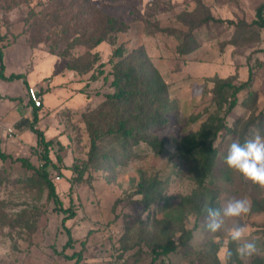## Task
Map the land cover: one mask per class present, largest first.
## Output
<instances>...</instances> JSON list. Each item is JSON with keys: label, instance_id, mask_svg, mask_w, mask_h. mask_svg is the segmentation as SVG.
I'll list each match as a JSON object with an SVG mask.
<instances>
[{"label": "rangeland", "instance_id": "obj_1", "mask_svg": "<svg viewBox=\"0 0 264 264\" xmlns=\"http://www.w3.org/2000/svg\"><path fill=\"white\" fill-rule=\"evenodd\" d=\"M93 2L129 29L81 56L85 47L63 25L45 20L43 40H32L29 27L48 0H0V29L59 56V73L74 74L71 90L81 102L58 108L43 125L49 146L39 139L28 157H0V264H77L79 254V264H220L221 247L233 250L230 264H264V188L224 162L230 143L264 135V29L255 23L264 0ZM208 16L221 21L200 23ZM120 45L143 51V71L168 86L171 105L161 127L135 131L137 140L123 138L126 154L114 149L122 137L109 132L121 119L138 117L133 105L109 97ZM79 55L81 62L94 60L92 70L68 66ZM250 76L249 86L233 95ZM95 135L99 146L90 161ZM45 168L56 196L38 173ZM245 197L247 215L207 231L205 206ZM237 224L247 226L260 249L247 261L230 241ZM168 243L172 252L156 255Z\"/></svg>", "mask_w": 264, "mask_h": 264}, {"label": "trees", "instance_id": "obj_2", "mask_svg": "<svg viewBox=\"0 0 264 264\" xmlns=\"http://www.w3.org/2000/svg\"><path fill=\"white\" fill-rule=\"evenodd\" d=\"M38 18L34 19L32 28L29 27V31L31 33L32 40L42 41L40 38L41 30L43 27V22L46 20L51 24L55 25H63V32L67 34H72L75 36L73 39L74 43H77L81 46L85 47V51L82 52L83 55H91V50L100 45L103 41H111L115 42L118 33L126 31L129 29L128 23H126L121 18L115 17L95 4L93 0H48V4L44 10H41L38 13H35ZM257 17L258 20L255 21L261 28L264 29V4L260 5L257 9ZM210 21H221L213 18L212 16H208L205 20H201L200 23L207 24ZM194 23V22H193ZM39 37V38H38ZM7 38V34L2 35L0 33V44ZM30 43V42H29ZM0 45V62L2 60V52ZM189 47H184L183 52H188ZM65 52H59L58 55L65 56ZM78 57L73 59V62H69L68 66L70 68L80 70L82 72H89L93 68V61L90 62H81ZM120 58V60L115 64L114 68V78L112 85L115 87L116 91L111 97V101L115 103L126 102L129 103L128 106L133 105L134 110L137 111L136 118H132L131 116L128 119H121L119 122L118 130L111 128L109 130L110 133L117 131L116 135H119L123 138L134 140L140 139L137 136V130L148 131L149 126L153 125L156 127H161L163 122L166 121V114H170L171 105H170V95L168 86L163 84L159 77L150 76L148 71H143L144 63L142 62L143 51H130L126 52L122 45L118 46L114 55ZM136 61L138 64H135ZM3 69V63L1 64ZM11 77H15L11 76ZM252 76L249 77L248 82L241 84L238 87L234 88L233 95H236L243 88L249 86L251 83ZM226 84L230 85L228 82ZM235 103V102H234ZM128 111V110H127ZM130 111H132L130 109ZM137 124H133L129 126L131 122L137 121ZM136 123V122H135ZM221 125L215 126V128L209 132L210 135H216ZM33 131L38 135L40 142L45 144V146H49V141H46L43 133L35 129L32 126ZM120 131V132H119ZM99 135H95L91 140V152H90V161L94 160L95 153L98 150L99 144L97 143V139ZM137 137V139H136ZM102 139V138H100ZM143 139L148 141L150 144L155 145L157 142L155 139L148 138L147 136H143ZM102 141V140H101ZM192 144L195 143L191 141ZM125 140L120 141L114 146L115 151H119L122 154L128 153V147H125ZM208 153H211V147L207 149ZM0 157L6 158L7 155L0 151ZM47 162H49V157L46 156ZM19 161L23 163H27L28 159L20 157L17 158ZM30 165V164H29ZM32 167V166H31ZM39 175L42 179H44L48 186L50 187V193L54 196L55 194V186L48 178V170L45 168L43 171H38ZM264 209V206L263 208ZM72 217V216H70ZM69 232V229H68ZM71 244V237L67 241V246ZM175 248V246L171 245V243L163 244L160 250H155L156 255H166ZM75 255V254H74ZM81 254L77 259V264L81 259ZM71 258L73 256H70Z\"/></svg>", "mask_w": 264, "mask_h": 264}, {"label": "crops", "instance_id": "obj_3", "mask_svg": "<svg viewBox=\"0 0 264 264\" xmlns=\"http://www.w3.org/2000/svg\"><path fill=\"white\" fill-rule=\"evenodd\" d=\"M1 29L2 35L8 34ZM0 45L3 59L0 62V151L6 155L28 157L39 140L32 126L43 131L48 140L52 136H46L43 125L48 126L49 117L58 108L70 107L73 101L75 105L81 102L72 94L71 77L74 74L59 73V56L33 48L23 36L12 38L10 33ZM30 86L38 87L42 107H35L28 100ZM9 127L15 131L13 137L8 135Z\"/></svg>", "mask_w": 264, "mask_h": 264}, {"label": "clouds", "instance_id": "obj_4", "mask_svg": "<svg viewBox=\"0 0 264 264\" xmlns=\"http://www.w3.org/2000/svg\"><path fill=\"white\" fill-rule=\"evenodd\" d=\"M228 127L232 122L227 123ZM224 162L229 170L238 172L246 181L264 188V135L253 134L250 138L233 141L227 148ZM206 224L209 233H217L224 228L226 218H243L251 211L248 198L233 199L222 207L205 206ZM230 241L236 244L235 255L241 261H247L260 254L255 238H249L246 225L237 224L230 233ZM234 252L228 247H221L217 256L220 264H230Z\"/></svg>", "mask_w": 264, "mask_h": 264}, {"label": "built area", "instance_id": "obj_5", "mask_svg": "<svg viewBox=\"0 0 264 264\" xmlns=\"http://www.w3.org/2000/svg\"><path fill=\"white\" fill-rule=\"evenodd\" d=\"M27 97H28V100L32 102L35 107H42L43 99H42V96L40 95V91L37 86L28 87ZM7 131L10 137H13L14 135H16L12 127H9Z\"/></svg>", "mask_w": 264, "mask_h": 264}]
</instances>
